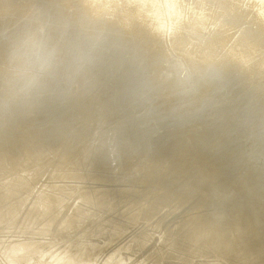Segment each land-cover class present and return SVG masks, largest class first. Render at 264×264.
Returning a JSON list of instances; mask_svg holds the SVG:
<instances>
[{"label": "bare ground", "instance_id": "bare-ground-1", "mask_svg": "<svg viewBox=\"0 0 264 264\" xmlns=\"http://www.w3.org/2000/svg\"><path fill=\"white\" fill-rule=\"evenodd\" d=\"M2 1L5 6L17 3L23 7L10 18L17 29L25 22L21 30H14L27 48L23 57L30 58L33 51L35 62L40 63L43 56L51 60L58 79L49 84L50 68L34 90L27 77L35 67L29 64L25 75L0 67V73L11 74L3 79L6 89L0 93H14L17 87L22 93L38 95L30 100L29 114L40 116L43 123L54 121L50 131L57 143L62 142L58 130L77 121L76 130H85L86 146L82 158L76 159L86 168L76 177L73 189L57 183L53 188L49 183L41 191L33 186V192L24 183L22 188L27 191L20 199L26 209L23 220L21 211L15 209L14 215L12 208L9 220H0V224L6 222V230L24 231L33 225L34 234H51L57 219H64L63 226L74 221L65 217L59 202L75 189L78 201L70 202L69 207L74 204L72 208L81 211L90 206L101 220L88 235L86 229L75 231L71 246L79 252L67 246L51 250L37 240H14L0 243V264H29L34 256L42 264H162L155 258L159 248L148 235L159 226V234L166 240L172 223L155 211L146 212L147 195L152 194L153 201L169 203L171 197H160L161 190L189 191L197 184L205 150L218 155L221 173L224 170L226 175L229 170L237 175L229 181L238 179L264 216V197L257 195L249 178L250 168L264 162V0ZM187 4L195 5L198 15L183 7H168ZM51 15L65 27L48 29ZM35 39L38 43L29 50L28 44L33 45ZM242 123L239 137L230 138L232 124ZM0 141L22 168L15 177L21 181L40 177L38 168L45 163V155L41 160L23 157L5 131H0ZM44 148L50 152L52 143ZM57 151L55 156L62 158ZM226 152L230 158H222ZM249 152L258 159L256 163L248 162ZM175 222L182 232L195 220L177 217ZM102 228L120 238L125 234L126 239L122 238L123 246H116L98 261L83 249L90 251L94 240L90 235ZM83 241V246L77 245ZM207 248L205 244L194 249L189 241L182 251L172 247L164 256L174 264H190L186 258L203 264L201 257Z\"/></svg>", "mask_w": 264, "mask_h": 264}, {"label": "water", "instance_id": "water-1", "mask_svg": "<svg viewBox=\"0 0 264 264\" xmlns=\"http://www.w3.org/2000/svg\"><path fill=\"white\" fill-rule=\"evenodd\" d=\"M24 5L26 6L27 2H24ZM16 8L17 6H13L12 3L5 6L3 1L0 0V21H7L6 24H0V58L3 65H0V67L7 69V71L13 70L16 71L17 74L25 75L24 72L30 69V64L36 69L34 72H31L32 74L29 75L27 79L39 82L43 77L44 79L47 78L44 74L53 64L51 60L44 56L40 63L35 62L34 59L36 56H34L33 51H31L30 58L25 59L23 57L27 52V48L23 42H20V35L14 30H21L25 22L17 29L13 26L14 21L10 19L14 14L18 13L20 10L22 11L23 7L21 6L20 10ZM52 13H54L53 10ZM37 18L41 19V16L39 15ZM52 20L53 23H55V17L51 15L47 24L48 29H53L49 22ZM12 26L13 28H11ZM29 45L30 44H28V49L30 50ZM33 45H35V43ZM16 54H19L20 57L15 58L14 55ZM3 56L6 60H3ZM8 62L10 63L7 64ZM1 70L3 69L0 68V71ZM53 70L55 69H50L51 73H53ZM10 75V73H0L1 91H5L6 89V86L2 84L3 79ZM57 76V71L52 74V82L56 83L58 79ZM8 90H11V88L8 87ZM2 94H4V92L0 93V131H5L12 135L15 140L13 148L20 152L23 157L36 160L35 156H37L41 160L42 156L45 155L42 158L45 163L38 168L39 174L46 175L47 178L50 179L53 188H56L55 184L57 183L58 186L68 184L71 189H73L76 177L78 174H82L80 166L83 164H78L79 160L76 158L84 155L86 146L85 130H76L78 122L73 120L71 124L58 130L62 142L57 143V136L51 134L50 131L51 124L54 121L43 123L40 116L29 114L30 100L36 98L38 95L33 91H26V93H22V95L17 98L11 97L13 92L7 95ZM209 116L212 117V114H209ZM243 128V123L241 125L232 124L230 138L239 137ZM51 143L53 149L49 152L44 146L50 145ZM219 146H221V144H218V147ZM56 148L58 150L57 154H60L62 158L55 156L56 153L54 152ZM233 152L235 153L234 157H237L236 152ZM202 155L203 159L199 164L200 169L197 173V184L190 187L189 191L178 193L176 190L170 192L161 190L160 193H158L160 197H171L172 202L169 203L162 201L158 202V199L153 201V195H147L146 201L150 200V203L146 204V212L155 211L158 216H163L172 223V231L166 240L162 239L160 235H155V233H159V226H155L151 230V236L148 235V240L151 241L153 246L155 244L157 245L159 248V250H157L162 256L166 255L170 249L172 252V247L179 248V250L182 251L184 246L189 241H192L194 249H198L200 245L203 247L205 244H208V251L205 250V255L201 257L203 264H209L208 260L213 258L221 264H264V216L262 211L259 212L257 202L252 196L248 195V192L241 186L238 179L233 182L229 181V179L237 178L234 172L226 170V175H224V170L223 173L218 170L217 164L219 161L215 158L218 157V155L214 154L213 150L202 151ZM230 156L231 154L226 152L222 158H230ZM248 160L250 164L258 161L252 152H249ZM232 163L235 164V161L232 160ZM246 164L247 162L244 160V165ZM0 165L2 166L0 167V220L8 221L10 218L9 213L12 208V214L15 215L16 209L17 212L21 211L19 218H22L26 209H22L20 199L24 198L30 184L33 183L36 178L30 176L26 181H21L19 177H15V175L18 174L17 171L22 168H18L20 164L13 160L11 151H9L7 145L2 144L1 141ZM10 178H13V181H11ZM249 178L257 195L259 194L264 197V162H260L250 168ZM65 179L70 181H62ZM173 180L175 182V175H173ZM7 181L11 184L10 187L7 186ZM24 183H27L26 191L22 188ZM231 188H233V191ZM6 189L10 192L6 193ZM72 191L73 190H71L70 193L67 192L64 198L59 202V205L64 208V215L66 210L69 209V201L73 198L74 193H72ZM255 195L254 193L253 196ZM41 201L42 198L40 202ZM190 203H193L195 207L186 211ZM171 206L175 207V209H172ZM90 209V206H87L80 211L79 207H75L73 214H77V217L73 223H77L83 228L87 224L86 220L92 216L89 214H96L95 210ZM177 217L192 218L195 222L189 228H184L181 232V229L177 227V223L175 222ZM6 225V222L1 223L0 231L5 230L3 227ZM59 225L60 219H58L57 224L53 225L51 231H55L56 227H59ZM10 230L34 234L33 225L27 226V230L25 231L24 229ZM57 230L58 233H62L60 229ZM101 233L106 236H113L116 234L115 232H111V230L108 231L106 228H102L95 232L100 238H107V240H109L110 237H103L100 235ZM92 242H95V240ZM83 244L84 241L80 244L77 243V245L82 246ZM89 249L90 251L85 249H83V251L86 254L92 255L97 251L96 249L100 250L103 249V247L91 243ZM73 250L79 252L80 249ZM154 254L157 256V253ZM208 257L209 259L207 260ZM19 258H23V255H20ZM186 260H190V264H194L195 261V259L191 258H186ZM48 262L53 263L54 258Z\"/></svg>", "mask_w": 264, "mask_h": 264}, {"label": "rangeland", "instance_id": "rangeland-1", "mask_svg": "<svg viewBox=\"0 0 264 264\" xmlns=\"http://www.w3.org/2000/svg\"><path fill=\"white\" fill-rule=\"evenodd\" d=\"M31 4V3H30ZM14 5H16L17 6V8L16 9H18V10H20L21 9V6H19L17 3H14ZM53 6V5H52ZM54 7V6H53ZM30 9H34V8H30ZM21 11V10H20ZM19 11V12H20ZM1 19V18H0ZM50 22V25H51V27L56 31V29H58V28H61V29H63L65 26L64 25H60L59 23H53V20L52 21H49ZM37 39H35V41L34 42H32L31 44H36L37 43ZM31 47H34V45H29V48H30V50H33ZM0 53H1V48H0ZM0 65H2V61H1V58H0ZM8 67H11L10 65H7ZM31 82H32V87H33V89L34 90H36V85H38V83L39 82H36V81H31V79L29 80V84L31 85ZM52 81H50L49 82V84L51 83ZM48 84V85H49ZM48 89V88H47ZM47 89L45 90V91H47ZM37 91H39V90H37ZM22 95V89H19V88H15L14 89V93L12 94V98H17V97H19V96H21ZM80 158H82V157H80ZM248 162H249V160H248ZM250 163V162H249ZM84 165L85 164H83V165H81L80 166V168L81 169H84V168H86V167H84ZM246 166H250L248 163L246 164ZM86 170V169H85ZM42 178V179H41ZM40 179H41V181H40ZM38 183H37V182ZM58 181H61V180H58ZM62 181H70V180H68V179H65V180H62ZM51 181H50V179H48L47 178V176L46 175H40V177L39 178H36L34 181H33V183H31L30 185H31V190L33 191V190H35V188L34 187H36V188H39V191H41L42 189L43 190H45V189H47V187L48 186H46L47 184H49ZM43 183V184H42ZM34 186V187H33ZM46 186V187H45ZM76 190V192L73 194V198L69 201V203L70 202H73V203H75L76 201H78V197H79V191L77 190V189H75ZM34 192V191H33ZM37 192V191H36ZM35 192V193H36ZM32 195V194H31ZM189 205H191V206H189ZM188 205V207L186 208V211H189V210H191V209H193L195 206H194V204L193 203H191V204H189ZM74 206V204L73 205H71V207H69V209L68 210H66V213H65V217H67V216H69V217H72L74 220H75V218H74V215H73V213H74V208H72ZM190 207V208H189ZM72 208V209H71ZM106 214H110V213H106ZM182 214V213H181ZM89 215H92V216H90L87 220H86V223L89 225V226H87V225H85L82 229L80 228V226L77 224V223H73L74 221H72L70 224H68V225H66V226H63V223H64V219H61L60 218V224H61V226L59 225V227H56V229H55V231H52V233L51 234H44V235H38V234H30L29 232L28 233H26V232H17V231H15V230H6L5 232H0V243L1 244H7V243H9V242H11V241H14V240H16V241H20V240H34V241H36L37 243H40L41 245H43V246H45V248L46 247H49L48 249H53V248H56V249H62L63 250V248L65 247V246H67L68 248H70L71 250H73V247L71 246V240L72 241H74L75 239H76V234H75V231H77V232H79V231H81V232H83L85 229L87 230L86 231V233H85V235H88L90 232H94L95 230H97V228L100 226L98 223L100 222V220H101V217L100 216H98V215H95V214H89ZM96 218H95V217ZM92 217H94V218H92ZM93 219V220H92ZM90 220H91V222H90ZM95 220V221H94ZM96 220L98 221V222H96ZM57 221H58V219H57ZM57 221L55 222V224H57ZM94 221V222H93ZM94 223V224H93ZM96 223V224H95ZM90 225H91V227H90ZM69 226V227H68ZM96 226H98V227H96ZM94 228H96V229H94ZM57 229H60L61 231H62V233L61 232H59L58 233V230ZM75 229V230H74ZM90 229V230H89ZM129 230H131V229H129ZM128 230V231H129ZM9 231V232H8ZM13 232V233H12ZM157 236H159L160 234L157 232V233H155ZM47 235V236H46ZM100 235H102V236H104V237H110V239L109 240H106L107 238H100V236L99 235H96L95 233H93V234H91L90 235V239L91 238H94V240H95V242H91V243H95L97 246H99V247H103V249H100V250H98V249H96L97 251L95 252V253H93L92 255H90V256H93V257H96V258H98V261H99V259L101 258V257H104V254L106 255V254H108V253H111V251H113V250H115L117 247L116 246H120V244L123 246L124 244V240L123 239H126L125 238V234H123L122 236V238H120L118 235H113V236H106V235H104V234H100ZM49 236H51V237H49ZM97 237H99V238H97ZM117 237V238H116ZM37 238V239H36ZM45 238V239H44ZM95 238H97L98 240H101V242L100 241H98L97 239H95ZM115 238V239H114ZM118 238H119V240H118ZM116 240V242H114V241ZM52 241V242H51ZM113 241V242H112ZM119 241V242H118ZM123 241V242H122ZM97 242H99L101 245H98L99 243H97ZM105 242V243H104ZM108 243V244H107ZM113 243V244H112ZM119 243V244H118ZM54 244H55V246H54ZM116 244V245H115ZM112 246V247H111ZM105 247V248H104ZM109 249H108V248ZM121 247V246H120ZM114 248V249H113ZM48 249H45V252L48 250ZM102 250H104V251H102ZM105 250H107V252H105ZM100 253H102V255L100 254ZM163 257V258H162ZM157 259L158 258H160V260H161V263H164V264H174V263H171V262H168V259L163 255H159V256H157L156 257ZM166 258V259H165ZM48 259V258H47ZM209 259V257L207 258V260ZM38 259H37V256H34L33 258H32V261H30L29 262V264H42V263H39V261H37ZM41 261H43V262H45L44 260H41ZM225 261V260H224ZM208 262H209V264H221V263H219L215 258H213V259H210V260H208ZM19 264H24V263H19Z\"/></svg>", "mask_w": 264, "mask_h": 264}, {"label": "clouds", "instance_id": "clouds-1", "mask_svg": "<svg viewBox=\"0 0 264 264\" xmlns=\"http://www.w3.org/2000/svg\"><path fill=\"white\" fill-rule=\"evenodd\" d=\"M168 7L169 8L183 7L184 9H186L187 13H189V14H191L193 16L198 15L195 5H191V4H187V5H183V6L169 5ZM184 18H187V16L185 15ZM60 264H64V262L61 261Z\"/></svg>", "mask_w": 264, "mask_h": 264}]
</instances>
